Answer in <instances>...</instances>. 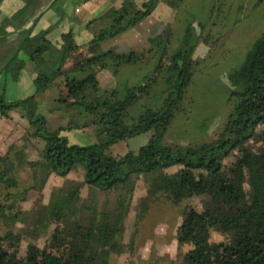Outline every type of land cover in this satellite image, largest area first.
I'll return each instance as SVG.
<instances>
[{"label": "trees", "instance_id": "trees-1", "mask_svg": "<svg viewBox=\"0 0 264 264\" xmlns=\"http://www.w3.org/2000/svg\"><path fill=\"white\" fill-rule=\"evenodd\" d=\"M155 1L136 6L133 0H125L117 8H108L96 19L100 26L86 48L89 52H83L71 31L62 34L59 46L47 37L49 27L34 31L37 16L29 8L32 0H25L21 9L2 19L0 41L8 44L0 57V72L22 51L33 62L36 75L29 96L14 101L0 98V113L7 115L9 109L20 106L33 126L25 136H38L42 144L37 159L28 158L24 144L11 143L0 154V219L5 226L0 234V264H107L110 252L122 250L123 221L139 175L146 181L142 206L157 198L175 204L185 197L205 195L201 210L183 207L180 211L175 238L190 247L176 264H264V150L252 151L246 145L254 134L264 142V30L253 39L238 66L227 73L229 107L216 136L194 144L162 143V136L182 108L194 72V43H188L191 24L185 25L178 44L170 51L167 37L150 39L156 60L140 82L104 91L96 77L99 69L108 68L115 75L123 64L138 62L132 51L100 50L97 45L135 24L150 12ZM181 2L170 0L169 5L176 8ZM7 26L18 29L14 42L7 41ZM20 66L18 63L17 70ZM59 75L71 81L67 90L72 98H60L57 104L69 117L65 126L50 128L45 117L34 111L35 95ZM157 82L162 85L159 102L144 106L133 122L127 123V108ZM250 89L260 97L248 103ZM82 126L95 129L96 142L70 143L59 134L63 127ZM148 130L147 141L135 150L120 155L107 152L114 142ZM230 154L233 159L224 163ZM77 164L84 169L83 180L69 181V187L63 185L52 192L49 201L39 206L32 228L17 227L27 192L37 183L41 187L51 170L64 175ZM39 165L46 166L47 173L37 182L35 169ZM171 166L176 168L167 171ZM25 167L30 168L32 178L28 184L20 174ZM83 183L112 191V200L107 199L101 207L81 202ZM210 229L229 232V239L208 240ZM48 232L46 247L30 241L21 257L3 246L4 240L18 242L23 234L38 237ZM55 239L63 243L60 253L47 248Z\"/></svg>", "mask_w": 264, "mask_h": 264}, {"label": "rangeland", "instance_id": "rangeland-1", "mask_svg": "<svg viewBox=\"0 0 264 264\" xmlns=\"http://www.w3.org/2000/svg\"><path fill=\"white\" fill-rule=\"evenodd\" d=\"M188 23L191 24L192 31L188 43H194L200 38L198 41H206L207 48L204 51L199 50L198 54L192 57L195 61L194 72L185 91L182 108L166 129L161 138L162 143L194 144L211 140L216 136L225 121L229 107L226 103L229 86L227 73L238 66L253 39L264 30V0H182L176 7L171 30L175 38L169 40L171 41V45L167 46L169 51L178 44L182 31ZM200 33L201 36H199ZM6 45L2 50L7 48ZM82 50L89 52L86 48ZM1 54L0 50V57ZM155 60L156 57H150V59L144 57L149 67L136 62L126 63L131 65V68L127 69L123 68L125 65L123 64L114 75V87L121 90L123 84L140 82L139 76L146 74ZM64 83H66L64 88L68 89L71 84L70 78L66 77ZM161 87V83L157 82L147 95L137 97L127 108L125 121L133 122L136 114L144 106L157 104L161 97ZM60 95L72 98L68 90L58 94ZM247 96L248 103L260 97L254 89H250ZM34 111L45 117L50 128L65 126L68 122V113L58 109L57 106L50 111L46 107L37 109L35 104ZM32 129L33 126L29 123L27 131ZM59 134L70 143L89 144L97 141L96 131L91 126L63 127L59 130ZM149 136L148 130L120 139L110 145L107 152L120 155L127 150H135L140 144L145 143ZM14 143L26 146L29 159L40 157L39 147L42 140L38 136L24 135ZM246 145L252 151L264 150V142L255 134L247 140ZM232 159L233 155L230 154L223 161L227 164ZM175 168L176 166H171L166 170L172 171ZM35 173L36 181L40 182L41 178L46 176L47 167L39 165ZM20 174L25 184L32 182L30 168L25 167ZM83 176L84 169L80 164L75 165L64 175L51 170L44 184L39 187L40 184L37 183V186L30 189L25 200L21 202L22 219L17 223V227L32 228L38 217L39 206L49 201L51 193L58 191L63 185L69 187V181H82ZM145 191L146 181L139 175L135 178L131 203L123 221L124 227L120 235L122 250L110 252L107 264H176L182 253L190 247L189 243H178L175 238L176 228L181 221L180 211L183 207L201 210L205 195L185 197L175 204L157 198L145 201L143 207L141 202L144 201ZM79 194L81 202L97 203L99 207L107 199L113 198L112 191H102L87 183H83L80 187ZM4 229L5 226L0 219V234L4 233ZM62 232L58 231V234ZM229 236V232L210 229L208 240L226 242ZM49 238L50 232L38 237L23 234L18 242L4 240L3 246L8 252L14 251L18 257H21L25 254L28 242L34 241L43 248L48 245ZM47 248L52 252L60 253L63 243L55 239Z\"/></svg>", "mask_w": 264, "mask_h": 264}, {"label": "crops", "instance_id": "crops-1", "mask_svg": "<svg viewBox=\"0 0 264 264\" xmlns=\"http://www.w3.org/2000/svg\"><path fill=\"white\" fill-rule=\"evenodd\" d=\"M124 1L32 0L29 8L34 10V16H37L34 31L49 27L47 37L57 46L62 43V34L71 31L75 42L81 45L82 48H87L94 31L100 26L99 21H96L97 17L110 7H119ZM133 1L136 6H139L140 3L147 0ZM169 1L156 0L149 13L123 31L100 41L97 48L105 50L112 47L115 51L122 53L132 51L138 57V63L141 62L149 67L147 62L144 61V57L150 59V57H156L157 55L150 39L158 36L167 37L166 45L169 46L171 45L169 40L175 38L171 34V30L173 29L172 23L176 8L170 6ZM24 4L25 0H0V25L3 18L12 16ZM29 22L30 20L26 22L25 26ZM6 30L8 31L7 41L14 42L18 36V29L7 26ZM1 36L2 34H0ZM198 40L194 42L191 57L196 56L199 50L204 51L207 48L205 42ZM5 45L6 41H0L1 52H3L2 49ZM18 63H21V66L17 70ZM123 66V68H131V65L125 64ZM35 75L36 71L33 62L26 53L20 51L12 65L0 72V98L5 101H14L29 96L34 90L33 79ZM96 77L102 90L109 91L114 88V73L110 69H99ZM65 78L66 76L63 75L53 77L49 85L35 95L37 109L38 107L39 109L46 107L47 110L52 111L57 106L58 99L63 98V96H58V94H62L67 90L64 88V84H66L64 83ZM142 78L141 74L139 81ZM48 113L51 112L48 111ZM28 124V119L19 106L9 109L7 115L0 113V154L6 151L9 144L18 141L25 135Z\"/></svg>", "mask_w": 264, "mask_h": 264}]
</instances>
